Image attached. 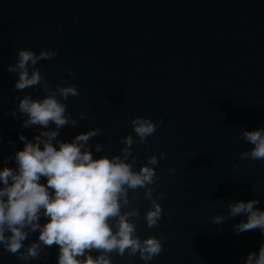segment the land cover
<instances>
[{"label": "water", "instance_id": "obj_1", "mask_svg": "<svg viewBox=\"0 0 264 264\" xmlns=\"http://www.w3.org/2000/svg\"><path fill=\"white\" fill-rule=\"evenodd\" d=\"M20 48L55 50L29 72L38 68L49 89L77 87L64 101L76 123L57 139L99 128L88 143L104 148L94 155L119 154L121 137L132 134L134 168L157 156L158 223L144 221L151 205L142 188L129 190L123 208L138 209L132 219L142 239L163 238L148 264H244L264 243L257 229L236 233L245 217L228 215L237 200L264 208V159L240 156L252 147L242 132L264 128V0H0V166L23 146L18 134L31 139L41 130L21 127L19 99L48 94L39 83L13 90L18 74L7 66ZM135 116L157 125L143 143L132 131ZM217 215L225 219L214 223ZM56 255L57 246L42 247L27 264H56ZM110 255L112 264H143L127 251ZM0 264L26 262L0 247Z\"/></svg>", "mask_w": 264, "mask_h": 264}, {"label": "clouds", "instance_id": "obj_2", "mask_svg": "<svg viewBox=\"0 0 264 264\" xmlns=\"http://www.w3.org/2000/svg\"><path fill=\"white\" fill-rule=\"evenodd\" d=\"M55 55L53 49L42 48L37 53L20 48L15 64L7 66L9 72L18 74L13 90L39 83L48 94L38 99L25 95L18 101L19 112L26 115L21 127L37 125L41 130L31 139L18 134L23 146L14 156L5 157L4 166H0V247L26 264L39 258L42 247L53 245L57 246L56 264H112L110 254L123 256L125 251L129 257L138 255L143 264H148L161 251L163 238L142 239L132 219L139 216L138 209L123 208L129 204V190L142 188L151 205L144 221L148 227L158 223L162 208L151 187L158 179L153 167L157 156H149L138 170L134 168L132 134L121 137L119 154L94 155L104 148L101 142L88 143L99 135V128L79 132L71 140L57 139L59 129L76 123L66 113L64 101L78 95L77 87L57 84L55 89H49L38 68L29 72V65ZM68 71L74 75L71 69ZM131 125L138 143H143L157 127L143 116L133 117ZM242 137L252 147L241 152V158L264 159V128L246 129ZM159 155L164 158L163 152ZM9 160L14 166H8ZM258 203L252 198L228 204L229 216L245 217L234 225L236 233L257 229L264 235V208L255 207ZM223 219V215H217L213 222ZM32 233H36L35 240L25 245ZM244 264H264V243L257 251L247 253Z\"/></svg>", "mask_w": 264, "mask_h": 264}]
</instances>
